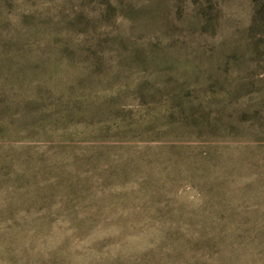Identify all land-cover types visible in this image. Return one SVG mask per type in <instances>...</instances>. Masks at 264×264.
<instances>
[{
  "label": "rangeland",
  "instance_id": "obj_1",
  "mask_svg": "<svg viewBox=\"0 0 264 264\" xmlns=\"http://www.w3.org/2000/svg\"><path fill=\"white\" fill-rule=\"evenodd\" d=\"M0 264H264V0H0Z\"/></svg>",
  "mask_w": 264,
  "mask_h": 264
}]
</instances>
